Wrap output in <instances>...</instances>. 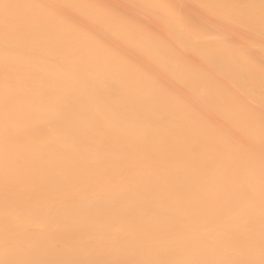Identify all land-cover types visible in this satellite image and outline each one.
<instances>
[{"label": "bare ground", "instance_id": "bare-ground-1", "mask_svg": "<svg viewBox=\"0 0 264 264\" xmlns=\"http://www.w3.org/2000/svg\"><path fill=\"white\" fill-rule=\"evenodd\" d=\"M0 264H264V0H0Z\"/></svg>", "mask_w": 264, "mask_h": 264}]
</instances>
